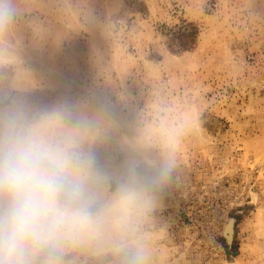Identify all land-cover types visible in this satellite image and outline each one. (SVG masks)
<instances>
[{
    "label": "rangeland",
    "instance_id": "rangeland-1",
    "mask_svg": "<svg viewBox=\"0 0 264 264\" xmlns=\"http://www.w3.org/2000/svg\"><path fill=\"white\" fill-rule=\"evenodd\" d=\"M15 5L0 32V109L92 122L109 190L135 179L147 193L131 224L142 264H264V0Z\"/></svg>",
    "mask_w": 264,
    "mask_h": 264
},
{
    "label": "clouds",
    "instance_id": "clouds-1",
    "mask_svg": "<svg viewBox=\"0 0 264 264\" xmlns=\"http://www.w3.org/2000/svg\"><path fill=\"white\" fill-rule=\"evenodd\" d=\"M17 14L0 0V32ZM63 107L0 109V264H67L76 251L126 252L142 264L132 221L148 196L135 180L109 190L94 167L90 120Z\"/></svg>",
    "mask_w": 264,
    "mask_h": 264
},
{
    "label": "trees",
    "instance_id": "trees-1",
    "mask_svg": "<svg viewBox=\"0 0 264 264\" xmlns=\"http://www.w3.org/2000/svg\"><path fill=\"white\" fill-rule=\"evenodd\" d=\"M189 36H191V35H193V32L191 31V32H189V33H187ZM193 39H194V35L192 36V38L189 40V43L190 42H193ZM190 45H187V44H185V46H184V48H186V47H189Z\"/></svg>",
    "mask_w": 264,
    "mask_h": 264
},
{
    "label": "bare ground",
    "instance_id": "bare-ground-1",
    "mask_svg": "<svg viewBox=\"0 0 264 264\" xmlns=\"http://www.w3.org/2000/svg\"><path fill=\"white\" fill-rule=\"evenodd\" d=\"M230 227H229V225H227L226 227H225V233L227 234V232L229 233L230 232V229H229ZM227 238L229 239L230 238V233H229V235L227 236Z\"/></svg>",
    "mask_w": 264,
    "mask_h": 264
},
{
    "label": "water",
    "instance_id": "water-1",
    "mask_svg": "<svg viewBox=\"0 0 264 264\" xmlns=\"http://www.w3.org/2000/svg\"><path fill=\"white\" fill-rule=\"evenodd\" d=\"M227 225H229V227H230V228H229V229H230V232H229V233H230V238H231V233H232V225H231V223H229V224H227ZM229 233H228V235H229Z\"/></svg>",
    "mask_w": 264,
    "mask_h": 264
}]
</instances>
